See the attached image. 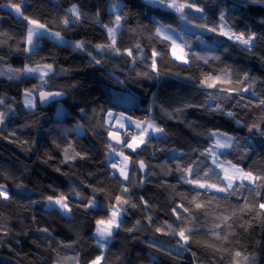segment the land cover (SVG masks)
Here are the masks:
<instances>
[{"label": "trees", "instance_id": "1", "mask_svg": "<svg viewBox=\"0 0 264 264\" xmlns=\"http://www.w3.org/2000/svg\"><path fill=\"white\" fill-rule=\"evenodd\" d=\"M116 2L122 4L115 45L119 54L108 47L112 42L104 27L115 26L116 14L109 11L113 0H0V112L5 115L0 124V186L8 193V199L0 197V264H92L98 256H103L101 264H264L260 181L236 182L240 187L235 193L218 194L187 183L193 177L177 169L195 160L202 183L226 186L212 156L200 155L215 144L208 134L220 131L239 143L220 159L264 175V136L248 131L253 125L264 128V106H258L264 99V3L205 0L209 22L218 18L222 6L234 30L254 32L261 39L249 52L211 32L205 39L217 49L190 51L189 57L196 56L184 65L173 59L171 43L157 35V21L180 27L174 10L146 0ZM9 3H20L24 16L71 43L45 37L28 54L30 25L6 8ZM73 5L80 19L65 29L66 16L74 19L68 13ZM76 42H84V49H74ZM97 45L105 47L98 50ZM153 50L159 53L155 58ZM48 64L53 71L44 78L47 83L22 72L25 66ZM216 75L221 82L215 88L201 86L205 77ZM41 87L66 98L42 109L36 91V108L27 110L26 90ZM113 92L128 95L135 105L114 104ZM217 105L220 110H213ZM109 111L151 120L165 134L130 152L109 136ZM109 145L131 157L128 180L111 167ZM245 145L250 146L246 154L240 151ZM140 161L146 175L139 170ZM61 194L67 197L70 217L46 208L49 195ZM117 196L127 201L123 223L103 253L94 237L96 220L111 215L109 206L117 203ZM93 198L98 206L88 207ZM181 229L189 236L187 244L176 235Z\"/></svg>", "mask_w": 264, "mask_h": 264}, {"label": "snow or ice", "instance_id": "2", "mask_svg": "<svg viewBox=\"0 0 264 264\" xmlns=\"http://www.w3.org/2000/svg\"><path fill=\"white\" fill-rule=\"evenodd\" d=\"M151 2L158 4L162 8H167L169 10H174L176 13L179 14V17L182 21L187 22L188 24H192L196 28H200L202 30L217 33L218 35L222 37H226L228 40L233 41L234 43H238L239 45L243 46L245 50L251 52L253 48L256 46L257 41L261 39L257 36L254 32H246V31H239L233 29V27L230 25L229 20L230 17L226 14V9L222 6H218L219 14L218 18L216 20H213L209 22L208 20V12H207V4L205 3V0H184L183 3L177 4V0H151ZM255 2V0H253ZM262 3H264V0H261ZM8 7L15 10V14L17 16H23L25 20L28 21V24L30 27L27 29V35H26V43L28 47L25 49L26 52H29L30 54H34V50L37 49L40 40L47 37L49 39H52L55 42H58L60 44H65L67 46V43L71 42H65V38L61 35L60 32H52L45 24L40 23L38 20L30 19L27 16L23 15V11L21 8L20 3H9L7 5ZM113 9H119V4L116 2V0H113L112 3ZM190 10L186 12L185 10ZM122 11V10H121ZM68 13L71 14V17H74V19L69 18L66 16V18L63 21L64 28L67 29L70 27L73 23H75L76 20L80 19V11L79 9L73 5L70 9H68ZM199 14V15H197ZM122 20V16L120 14H116L115 16V27H108L107 25H104V27L107 29L108 36L111 39V45L108 46L111 49H114L117 54L120 53V50L118 48H115L116 45V34L118 31V28L120 27V21ZM198 20V23H193L194 21ZM261 23H264V21H261ZM211 25V26H210ZM162 31L169 32L174 31V29L171 28V25H158L157 27V35H159ZM163 39L165 41H171V49H172V56L185 64L189 63V60L192 57H195L196 54H192V57H188V54L184 52L183 49H180V54L177 53V49L179 48V45L175 43V40L171 38L170 35L165 34L163 36ZM74 49L77 50H83L84 49V42H76L71 45ZM97 49H103L105 46L103 45H97ZM139 45H137V48ZM127 55L132 56L133 52L132 50H126ZM225 51L227 49L225 48ZM91 55V53H89ZM159 53L155 50L152 52V56L155 58L158 56ZM188 57V58H186ZM204 58V57H199ZM211 59L219 60V56H213ZM205 62L207 63V59H205ZM95 63L99 64V60H95ZM47 71L41 70L39 66L37 67H28L25 66L22 69L23 74L25 75H35L38 79L43 81L44 83H47V81L44 80V78L48 75V73L52 70V65L48 64L45 66ZM152 68L155 71L156 70V61L153 59L152 62ZM244 78L248 79L247 73L244 74ZM211 80L212 82L209 83L208 81ZM220 81V76H207L204 80L200 81L201 86H206L207 88H215L216 84ZM248 89H243V91H247ZM38 91L39 93V100L41 103L47 102L49 100L54 99L55 97L63 95L61 92H50V91H44L41 88H34L31 90H26L25 92V106L29 108L35 107V97L33 96V92ZM209 98H211V93L208 94ZM4 103V101L0 100V104ZM258 106H264V99L259 100ZM206 107L211 108V105H206ZM213 110H220V106L217 105L215 109ZM108 115L111 117L113 114L109 111ZM123 114L121 113V116ZM228 116L235 118L233 116V113L228 112ZM5 119L4 113L0 112V124H3ZM128 121H131V117H126ZM117 124L120 128H124V123H121L119 119H117ZM143 121H137L135 122L136 128L141 129L138 135H132L131 140L124 141L120 139V136L118 133L109 132V136L113 139H115L118 143L126 146L128 149H131L132 152H136L138 148L141 147V145H146L147 143L151 142V136L155 134H165V130L163 128H160L156 126L154 123H147L146 127L141 128ZM239 123V121H237ZM258 131L262 136H264V128H261L259 125H253L252 127L248 128V131L251 133L253 130ZM151 130V132L149 131ZM210 138H216L215 145L211 148H207L200 152L201 156L204 155H213L215 152V148L219 147L222 149L232 148L233 142H237V146H239L238 138L228 136L226 133H222L220 131H213L208 134ZM224 137V142L221 143L219 137ZM110 150L116 155L120 156L123 159L120 160L118 163L114 162L111 164V167L113 169H118L120 176L124 178V180H128V161L131 159L130 156L125 155L124 152H116L115 148L112 147V145L108 146ZM250 146L245 145L243 148L240 149L241 152L247 153ZM214 163H217L214 159ZM229 165H231L230 161H227ZM218 166L222 167V164L218 163ZM235 167V166H232ZM145 168V164L143 161L139 162V169L143 170ZM177 169L181 170L182 173H187L189 176H192V179H187L186 182L189 184H194L198 188H215L217 192H228L230 189L232 190V193H235L236 190L240 187V185L234 186L233 180L234 177L231 176H225L224 179L228 181L226 186L220 187L218 184H208L206 182H201L200 178V170L198 167V162L195 160H190L187 165H177ZM238 171L241 173L240 179L241 180H247L249 183L255 184L257 181H260V186H264V175L257 174L253 175L252 171L245 172L243 169H238ZM211 172V169H208L207 172H205V179L208 176V173ZM17 187H23V185H17ZM251 190V189H250ZM124 192H127V188L124 189ZM76 195H79V193H76ZM257 195H260V193H257ZM0 197H3L4 199H8V193L3 186H0ZM47 202L49 204L57 205L58 208L68 213L71 211V209L68 206L67 203V197L63 194H61L58 197H54L52 195H49L47 198ZM116 204L109 206V211L111 215L107 219H97L96 220V232L95 236L97 237V245L100 248H105L108 246V242L113 238L115 230L119 229L123 223L122 220V214L125 211L123 208V204H126L127 201H122L120 196L116 197ZM88 207H97V202L95 199H90L88 201ZM136 205H132V207H135ZM198 208L201 207L200 204L196 205ZM182 207V206H181ZM258 207L260 209H264V202H260L258 204ZM176 211V209H174ZM184 212H187L188 209L184 208ZM159 230V229H157ZM45 232H47V229H44ZM177 236H179L180 240L184 241L185 244H187L189 240V236L185 234V230L181 229L178 233H176ZM179 243V242H178ZM179 251V248L177 249ZM241 253L237 252L236 256H240ZM101 257H96V259L92 262V264H100ZM245 259H247L245 257Z\"/></svg>", "mask_w": 264, "mask_h": 264}, {"label": "rangeland", "instance_id": "3", "mask_svg": "<svg viewBox=\"0 0 264 264\" xmlns=\"http://www.w3.org/2000/svg\"><path fill=\"white\" fill-rule=\"evenodd\" d=\"M147 1V3H149L150 5H152V6H155V7H160L158 4H156V3H153V2H151V0H146ZM118 3V2H117ZM179 3H183V2H181L180 0H177V4H179ZM119 4V9H113V7H112V3L110 4V6H109V11L111 12V13H114V14H118V12L120 11V9L122 8V4L121 3H118ZM7 9H9V10H11V11H13L14 13H15V10L14 9H12V8H10V7H6ZM165 9H167V8H165ZM186 12H188V11H190V10H185ZM178 14V13H177ZM16 15V14H15ZM179 15V14H178ZM197 15H199V14H197ZM17 16V15H16ZM17 17H19V16H17ZM180 18V17H179ZM156 20V19H155ZM181 20V19H180ZM157 21V20H156ZM157 23H158V25H161L162 23L161 22H159V21H157ZM193 23H196V22H193ZM162 25H164V24H162ZM116 26V25H115ZM114 26V27H115ZM120 26H121V21H120ZM120 28V27H119ZM119 28H118V30H119ZM172 29H174V31H169V32H164V31H162L160 34H159V36L161 37V38H163V36L165 35V34H167V35H170L171 36V38L173 39V40H175V43L177 44V45H179V48L177 49V53L178 54H180V49H183L184 50V52L185 53H187L188 54V57H189V52L190 51H195V50H204V49H208V50H215V49H217V45L215 44V43H211V42H209L208 40H206L205 39V37H206V35H210L211 34V32H208V31H205V30H202V29H200V28H196V27H194L192 24H188L187 22H185V21H182L181 20V25H180V27L179 28H173V27H171ZM118 32V31H117ZM108 33V32H107ZM66 42V41H65ZM170 43H171V41H169ZM60 44V43H59ZM61 45H64V44H61ZM27 47H28V45H27ZM36 50V49H35ZM34 50V51H35ZM28 54H30L29 52H27ZM173 57V56H172ZM188 57H186V58H188ZM173 59L175 60V61H177V62H179V63H181V64H184V65H186L185 63H183V62H181V61H178V60H176L174 57H173ZM188 64V63H187ZM39 67H40V69L41 70H44V71H47V69H46V65H38ZM37 67V66H36ZM53 70H51L49 73H48V75L52 72ZM25 75V74H24ZM47 75V76H48ZM26 76H31V77H35V78H37V76H35V75H26ZM46 76V77H47ZM45 77V78H46ZM33 96H34V92H33ZM35 97V96H34ZM111 99H112V102L114 103V104H116V105H119V106H122V107H125V108H132L134 105H135V101H134V99H132V98H130L128 95H125V94H123V93H115V92H113L112 94H111ZM34 103H35V101H34ZM24 106H25V94H24ZM25 108L27 109V110H34L35 108H36V104H35V107L34 108H29V107H26L25 106ZM63 113H64V111H63V109L59 112V117H63ZM76 130H77V132H78V134H80V135H83L84 134V132H83V130L81 129V128H79V127H77L76 128ZM115 133V132H114ZM124 136V138L126 139V141H129L130 142V140H131V136L132 135H138L137 133H135V132H133V131H131V130H128V131H126V132H124V134H123ZM119 136H120V134H119ZM231 137H233V136H231ZM113 139V138H112ZM125 139H124V141H125ZM219 139H220V141H221V143H223L224 142V137L223 136H221V137H219ZM214 140L216 141V138H214ZM113 141H116L115 139H113ZM235 142V141H234ZM234 142H233V145H234ZM215 144H213V146H214ZM212 146V147H213ZM231 149L232 148H227V149H222V148H219V147H216L215 148V152H214V156L213 155H211L212 156V159H213V163H214V159H215V161H217V163H214V165H215V167L222 173V175H223V178L227 175V176H231V177H234V180H233V184H235L236 182H241V183H244V184H248V185H253L252 183H249V181H247V180H241L240 179V175H241V173L238 171V167H232V166H234V165H229L227 162H224V161H222L221 159H220V156H221V154H223V153H225V152H228V151H231ZM116 152H121V151H117V150H115ZM122 152H124V154L125 155H127L126 154V152L125 151H122ZM108 159L110 160V161H115L116 159H119V160H122L123 158L122 157H120V156H116L113 152H110L109 153V155H108ZM218 163H220V164H222V167L221 166H218ZM131 164H132V162H131V160H129L128 161V168H127V172H128V170H129V168H130V166H131ZM114 171L117 173V174H119V171H118V169H114ZM120 175V174H119ZM122 177V176H121ZM224 181H225V183L227 184L228 183V181L227 180H225L224 179ZM203 189V188H202ZM211 190L213 191V192H215V193H218V194H225V193H227V192H217L216 191V189L215 188H211ZM46 208L47 209H58L63 215H65V216H67V217H70L71 216V211L70 212H68V213H65V212H63V211H61L59 208H58V206L57 205H54V204H49L48 202L46 203ZM122 217H123V214H122ZM116 231V230H115ZM115 233V232H114ZM112 240V239H111ZM111 240L109 241V242H111ZM96 241H97V237H96ZM108 242V245L110 244ZM98 246V245H97ZM108 247V246H107ZM107 247H105V248H101V250H102V252L104 253L105 251H106V249H107ZM100 248V247H99ZM103 257V256H102ZM102 257H101V259H100V264H101V261H102Z\"/></svg>", "mask_w": 264, "mask_h": 264}, {"label": "crops", "instance_id": "4", "mask_svg": "<svg viewBox=\"0 0 264 264\" xmlns=\"http://www.w3.org/2000/svg\"><path fill=\"white\" fill-rule=\"evenodd\" d=\"M113 115L110 117L109 115H108V117H107V125H108V127L112 130V132H115V133H118V134H120V139L121 140H124V132H126V131H128V130H131V131H133V132H135V133H137V134H139V132H140V130L141 129H137L136 128V125H135V122H137V120H134V119H132L131 118V121H128L127 119H126V117H128V116H125V115H122L121 116V114L120 113H115V112H111ZM117 119H119L120 120V122L121 123H124V125H125V127L124 128H120L119 127V125L117 124ZM144 123L142 124V126H141V128H143V127H146L147 126V123H153V121H151V120H146V121H143ZM150 132H151V130H149ZM161 134H155V135H153V136H151V138H157V137H159ZM115 143H117V144H120V143H118L117 141H115ZM142 146V145H141ZM139 149V148H138ZM137 149V150H138ZM127 150L128 151H130V152H132L131 151V149H128L127 148ZM136 150V151H137ZM123 178V177H122ZM124 179V178H123ZM95 237V239H96V236H94ZM110 243V242H109ZM110 245V244H109ZM109 245H108V247H109ZM107 247V248H108Z\"/></svg>", "mask_w": 264, "mask_h": 264}, {"label": "water", "instance_id": "5", "mask_svg": "<svg viewBox=\"0 0 264 264\" xmlns=\"http://www.w3.org/2000/svg\"><path fill=\"white\" fill-rule=\"evenodd\" d=\"M66 98V95H61V96H58V97H55L54 99L52 100H49L47 102H44V103H41L40 100H39V94H38V101H39V105L42 109H45L47 107H49L50 105L54 104V103H57V102H60L62 100H64ZM139 167V165H138ZM141 174L142 175H146L147 174V168L145 166V168L143 170L139 169Z\"/></svg>", "mask_w": 264, "mask_h": 264}, {"label": "bare ground", "instance_id": "6", "mask_svg": "<svg viewBox=\"0 0 264 264\" xmlns=\"http://www.w3.org/2000/svg\"><path fill=\"white\" fill-rule=\"evenodd\" d=\"M120 160L119 159H116L114 162L118 163Z\"/></svg>", "mask_w": 264, "mask_h": 264}]
</instances>
